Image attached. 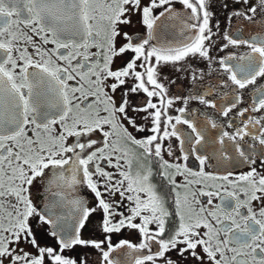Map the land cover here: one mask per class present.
<instances>
[{
	"label": "snow or ice",
	"instance_id": "1",
	"mask_svg": "<svg viewBox=\"0 0 264 264\" xmlns=\"http://www.w3.org/2000/svg\"><path fill=\"white\" fill-rule=\"evenodd\" d=\"M236 3L246 9L232 16L258 29L247 38L240 28L219 33L212 0H0V264H90L89 248L104 264H122L113 253L123 249L140 253L131 264H264V0ZM133 16L144 32L127 30ZM190 59L209 72L191 68L189 94L170 95L176 81L164 70L188 71ZM191 101L213 111L190 109ZM133 113L151 134L133 136L129 127L146 131ZM150 158L174 193L171 228ZM244 166L234 179L227 170ZM34 183L48 194L42 208ZM78 186L93 206L73 194ZM8 198L13 211L4 210ZM97 212L104 238H85ZM34 217L54 244L37 239ZM126 229L139 243L113 245L111 234Z\"/></svg>",
	"mask_w": 264,
	"mask_h": 264
},
{
	"label": "flooded vegetation",
	"instance_id": "2",
	"mask_svg": "<svg viewBox=\"0 0 264 264\" xmlns=\"http://www.w3.org/2000/svg\"><path fill=\"white\" fill-rule=\"evenodd\" d=\"M249 2L253 6H255V4L258 3V0H249ZM212 4H213L212 11H214V13H215L213 20H212V23H213V25H215L217 22L219 23V33L221 35L225 31H228L229 34L235 36L237 33V29L240 28V29H243L242 34L245 36V38H247L250 34H254L256 31H258V29L255 26H253L252 24H250L248 21L243 20L242 18L232 16V12H234L236 10L246 9L245 5L237 4L236 0H212ZM225 5H227V7H225ZM176 7L180 8L181 6L179 4H177ZM229 17H231V20H229ZM257 19H259V17H257ZM121 27H123V26H121ZM127 30L129 32H144L145 31L143 26L139 23L138 18L136 16L132 17V26L129 27ZM25 31H29V30L25 29ZM213 31L215 32V31H217V29L214 27ZM34 39H36L37 42H39L38 37H34ZM213 39L217 40V45L213 48L211 54L214 57L223 56L225 54V52H219V51H217V48L221 44H223L224 41L222 40V38L220 36L213 37ZM43 47L51 48L52 46L47 45V46H43ZM245 50L246 49H244L242 47L240 49H229L226 51H236L237 53H242ZM29 51L33 52L34 49L29 47ZM92 51H96V50L92 49ZM124 59H127V56H125ZM122 63H123V60L118 58L116 65H114V66H120ZM188 63L190 65L188 71L176 72L172 68H167L164 70V75H166L169 79L176 81L175 84H172L169 86L170 95L187 96L189 94V90H190V88H192V85L190 84V80H189V71L191 68H196L198 70L202 69V70H204L205 73L209 72V69L206 67V65H207L206 61L191 60L190 59ZM213 67H216V65H213ZM210 79H211V77L206 76V80H210ZM70 83H75V82H70ZM116 98H117V103H119V99H120L119 92L116 94ZM91 99L92 98L90 97L89 101H85V103L90 102ZM143 99H144L143 94H141L139 97H134V98L130 97V100L133 103L142 102ZM247 99H248V97L246 96V100ZM180 106H182V104L180 101H178L174 105V108L172 110H170L169 114H172V115L178 114L175 112L174 109L176 107H180ZM189 108L190 109L197 108L200 111H208L210 113L213 111L211 109H206L205 106H203V105H199V103L197 101H191L189 103ZM101 115H104V113H101ZM132 115H137V114L133 113ZM197 115H199V113ZM124 123H125V126H127V122L125 121ZM137 123L143 124L146 128V131L137 132L134 129H132L131 127H129V131L132 132L133 136H135L137 139H141V138H144L147 135L151 134L150 131H148V129L150 128V125L147 124L146 122H144L143 120L139 119V115H137ZM105 129L110 130V129H108V126H105ZM57 131H59L58 127H57ZM93 138L99 140L101 138V135L99 133H97L96 135L93 136ZM72 142H73V139L70 138L69 143H72ZM129 147L137 155H140V153L142 152V150L137 148L135 145H129ZM165 159H168L169 161H171L174 158L168 157L167 155H165ZM121 163L123 164V161H121ZM144 163L147 164V163H149V161L145 160ZM150 163H151V167H152L153 172H154L153 182L156 183L157 185H159L158 190L161 192V194L168 201L169 210L173 212V215L168 220V226L170 228L174 227L176 224H178V219L175 215V208H174V193L172 192L171 186H169L166 181H162L160 179V177H159V171L160 170H159L157 159L156 158H150ZM257 163L259 164V160L257 161ZM137 167H138V165L134 161L133 162V171H135ZM189 167H193L194 170H196V165L192 160L189 161ZM108 170L115 171V169H111V168ZM227 170H231L234 172V176L232 177L234 179L235 174L247 172L249 170V168L247 166H244V167H240V168H236V169H227ZM227 170L223 169V168H221V169L207 168L206 169V171L215 172V173L221 174V175L226 174ZM258 170H262V169H258ZM176 180L178 183H181V184L184 183L183 177L177 176ZM209 183H211V182H209ZM199 187L200 186H198V185L192 186V191H196L197 192V198L201 201V203L206 205L207 198L199 196V194H198ZM180 191L183 194V189H181ZM31 192H32L33 202L39 208H42L44 206V204L46 203V201L42 197H44L48 194L45 193L42 188H37L35 183L33 185V188L31 189ZM73 194L86 198L88 203H89V206H93V204H94L93 196L83 186H78V191H76ZM241 198L243 199L242 195H241ZM10 203H15L14 199L8 198V201H6L5 205H4L5 211H13V209L10 208ZM214 203H219V200L215 199ZM253 206H254V208H256L257 211L261 207L260 202H258V201L253 202ZM196 207L198 208L199 205H197ZM30 223L33 225V230H34V232L37 236V239L39 241H41L42 243H53V244L55 243V241L52 238H50L48 235L49 226L38 223L35 217L30 220ZM100 224H101V214L99 212L94 213L92 217H89V222L86 224L85 229L83 230V236L85 238H88V239H103L105 234H103L102 231L100 230V227H99ZM151 227L154 228L155 225H152ZM111 235H112L113 245L120 243V241H122V240H128L134 244L139 243V241H140V235L135 230H131V229H126V230L121 231L120 233H113ZM86 252H87L90 264H104V262L102 260V254L98 250L93 249V248H89L86 250ZM139 254L140 253H136V252H133V251L128 250V249H123V250H118V252H116V253H113V256L116 258L119 257L122 260L125 259L127 261H130V263H131L132 260L135 258V256H137Z\"/></svg>",
	"mask_w": 264,
	"mask_h": 264
},
{
	"label": "rangeland",
	"instance_id": "3",
	"mask_svg": "<svg viewBox=\"0 0 264 264\" xmlns=\"http://www.w3.org/2000/svg\"><path fill=\"white\" fill-rule=\"evenodd\" d=\"M20 246L25 248L26 250H32V249H30V246H28L27 244H21Z\"/></svg>",
	"mask_w": 264,
	"mask_h": 264
},
{
	"label": "water",
	"instance_id": "4",
	"mask_svg": "<svg viewBox=\"0 0 264 264\" xmlns=\"http://www.w3.org/2000/svg\"><path fill=\"white\" fill-rule=\"evenodd\" d=\"M117 258L120 259L119 257H117ZM120 260L122 261V264H123V262H126V264H131L130 261H127V260H125V259H123V260L120 259Z\"/></svg>",
	"mask_w": 264,
	"mask_h": 264
}]
</instances>
